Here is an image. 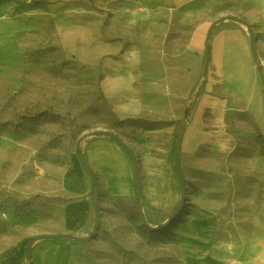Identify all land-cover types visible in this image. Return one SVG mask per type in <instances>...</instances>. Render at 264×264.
<instances>
[{"label":"rangeland","instance_id":"rangeland-1","mask_svg":"<svg viewBox=\"0 0 264 264\" xmlns=\"http://www.w3.org/2000/svg\"><path fill=\"white\" fill-rule=\"evenodd\" d=\"M260 19L253 0H198L176 12L125 0H12L0 8V253L23 249L30 264L35 243L57 239L77 243L73 264H191L183 227L201 212L212 218L219 258L240 257L251 217L264 210V134L237 97L222 129L229 144L185 159V203L172 220L174 211L111 194L95 173L98 231L93 187L91 213L76 230L65 228L64 212L82 198L69 177L89 142L124 138L126 125L158 126L117 118L100 85L105 63L134 52L163 72L184 56L195 23L240 27L256 45ZM211 248L198 245L202 261Z\"/></svg>","mask_w":264,"mask_h":264},{"label":"crops","instance_id":"crops-1","mask_svg":"<svg viewBox=\"0 0 264 264\" xmlns=\"http://www.w3.org/2000/svg\"><path fill=\"white\" fill-rule=\"evenodd\" d=\"M11 1L0 0V8ZM89 1L102 5L120 0ZM125 1L149 11L176 12L198 0ZM253 1L260 6L261 15L257 55L244 29H216L215 22L203 20L187 30L184 56L178 55L175 64L163 72L160 67L152 72V62L134 52L105 63L100 85L117 118H145L158 126L126 125L120 129L124 138L99 137L87 144L80 157L81 166L75 165L69 177V189L82 198L65 209L67 230H76L91 213L90 193L92 187L93 193L96 188L94 173L104 176L107 188L115 196L142 199L147 208L158 213L175 211L182 201L183 187L176 146L179 145L182 167L185 159L198 154L204 145H228L230 139L222 129L233 109L232 97L241 101V110L249 113L264 134V83L259 70L261 66L264 72V0ZM197 92L199 95L192 101ZM83 159L91 171L84 167ZM211 220L196 212L190 224L183 227L189 234L187 255L191 264H264V210L260 205L249 224L250 242L238 258H219L214 250L215 228L209 226ZM204 240L212 241V248L202 261L198 245ZM22 250L0 253V264H25ZM76 250L77 243L43 240L32 246L30 264H73Z\"/></svg>","mask_w":264,"mask_h":264},{"label":"water","instance_id":"water-1","mask_svg":"<svg viewBox=\"0 0 264 264\" xmlns=\"http://www.w3.org/2000/svg\"><path fill=\"white\" fill-rule=\"evenodd\" d=\"M250 31L252 32V29L250 28ZM253 50H254V54H256V47H255V43H253ZM114 138L116 140H119L116 136H114ZM82 163L84 165V167L88 170L91 171L89 169V166L87 165L85 159L82 160ZM176 163H177V170L179 172L180 178H181V182H182V201L180 203V205L178 206V208L174 211V213L171 215L169 220H172L180 211V209L182 208V206L185 203V181H184V174L182 171V167H181V162H180V150H179V145L176 146ZM135 176L137 179V185H138V189L140 191V181H139V174H138V169H137V162H135ZM93 197H94V208L96 211V223L94 226V233H96L101 225V214H100V210H99V202H98V190L95 188L94 189V193H93Z\"/></svg>","mask_w":264,"mask_h":264},{"label":"trees","instance_id":"trees-1","mask_svg":"<svg viewBox=\"0 0 264 264\" xmlns=\"http://www.w3.org/2000/svg\"><path fill=\"white\" fill-rule=\"evenodd\" d=\"M261 69H262V67L259 66V70H260V71H261ZM185 117H188V111L186 112Z\"/></svg>","mask_w":264,"mask_h":264}]
</instances>
